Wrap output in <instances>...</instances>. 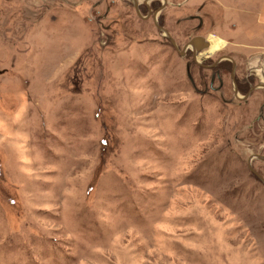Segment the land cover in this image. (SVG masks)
I'll return each instance as SVG.
<instances>
[{"label": "rangeland", "instance_id": "374dc122", "mask_svg": "<svg viewBox=\"0 0 264 264\" xmlns=\"http://www.w3.org/2000/svg\"><path fill=\"white\" fill-rule=\"evenodd\" d=\"M149 9L0 0V264H264V0Z\"/></svg>", "mask_w": 264, "mask_h": 264}, {"label": "flooded vegetation", "instance_id": "af4514ba", "mask_svg": "<svg viewBox=\"0 0 264 264\" xmlns=\"http://www.w3.org/2000/svg\"><path fill=\"white\" fill-rule=\"evenodd\" d=\"M124 1L126 2L127 6L131 7V9L134 11L135 15L140 17V18L148 19L149 16L151 15L152 11H153L152 9H149V0L145 1V2H143V1L139 2L138 0H124ZM144 10H145V13H143ZM104 16H106V14H104ZM221 60H222V58L218 59L216 61V63L211 66L212 74H211V83L210 84L213 85V81L217 80L220 84L219 88H221L222 84H223V82H222L223 78H222V74H221V70H223V68L218 65V62H220ZM233 80H234V84H235L234 87L236 89H238V85L235 83V79H233ZM251 87H254V86H251ZM244 99H246V97Z\"/></svg>", "mask_w": 264, "mask_h": 264}, {"label": "water", "instance_id": "95a60500", "mask_svg": "<svg viewBox=\"0 0 264 264\" xmlns=\"http://www.w3.org/2000/svg\"><path fill=\"white\" fill-rule=\"evenodd\" d=\"M160 28H161V27H160ZM165 33L167 34L166 31H165ZM172 44L175 46L174 41H172ZM187 45H190V46L194 49V51H199V50H202V49L208 47V41H206V40H205L204 38H202L201 36H194V37H192V38L189 40V42H188ZM260 85H261V84H260ZM260 85L257 84L256 86L251 87L250 90H252V89H254V88H256V87H258V86H260ZM263 87H264V86H263ZM235 95H236V97H238V98H242V97H246V96H247V95L238 96L237 91L235 92ZM253 156H254V155L249 156V160H248V162H250V159H251ZM255 156H257L258 158H261V156H259V155H255ZM263 159H264V158H263ZM249 167H250L251 172H252L257 178H259V179L262 181L263 185H264V178H263L258 172H256V171H255L250 165H249Z\"/></svg>", "mask_w": 264, "mask_h": 264}, {"label": "bare ground", "instance_id": "6f19581e", "mask_svg": "<svg viewBox=\"0 0 264 264\" xmlns=\"http://www.w3.org/2000/svg\"><path fill=\"white\" fill-rule=\"evenodd\" d=\"M215 47H213V49H214Z\"/></svg>", "mask_w": 264, "mask_h": 264}]
</instances>
